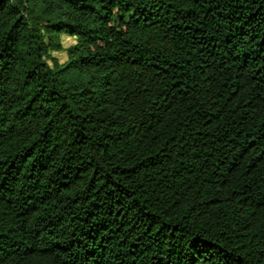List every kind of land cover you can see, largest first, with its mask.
I'll list each match as a JSON object with an SVG mask.
<instances>
[{
  "label": "trees",
  "instance_id": "trees-1",
  "mask_svg": "<svg viewBox=\"0 0 264 264\" xmlns=\"http://www.w3.org/2000/svg\"><path fill=\"white\" fill-rule=\"evenodd\" d=\"M0 264H264V0H0Z\"/></svg>",
  "mask_w": 264,
  "mask_h": 264
},
{
  "label": "rangeland",
  "instance_id": "rangeland-1",
  "mask_svg": "<svg viewBox=\"0 0 264 264\" xmlns=\"http://www.w3.org/2000/svg\"><path fill=\"white\" fill-rule=\"evenodd\" d=\"M62 41H63V44L65 46L69 45L71 42H72V39L70 37H66V36H63L62 37ZM55 55H57V57L62 61L65 59V54L64 52H57L55 53Z\"/></svg>",
  "mask_w": 264,
  "mask_h": 264
}]
</instances>
